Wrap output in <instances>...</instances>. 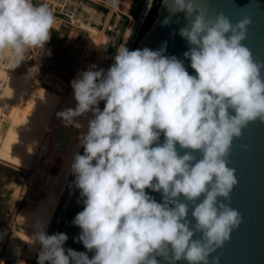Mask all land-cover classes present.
I'll use <instances>...</instances> for the list:
<instances>
[{
    "label": "clouds",
    "instance_id": "1",
    "mask_svg": "<svg viewBox=\"0 0 264 264\" xmlns=\"http://www.w3.org/2000/svg\"><path fill=\"white\" fill-rule=\"evenodd\" d=\"M165 2L185 14L178 34L195 75L165 55L166 44L120 45L107 71L91 65L71 81L76 106L56 115L77 129V118L92 117L79 137L83 155L70 164L83 198L73 224L87 251L66 250V234L38 226L28 238L40 246L37 264H219L213 254L242 222L230 207L229 156L251 122L264 124V61L243 43L251 20L206 17L195 0ZM56 22L48 3L0 0V60L18 67L29 49L44 48Z\"/></svg>",
    "mask_w": 264,
    "mask_h": 264
},
{
    "label": "rangeland",
    "instance_id": "2",
    "mask_svg": "<svg viewBox=\"0 0 264 264\" xmlns=\"http://www.w3.org/2000/svg\"><path fill=\"white\" fill-rule=\"evenodd\" d=\"M91 1L92 0H87L85 2L92 4ZM131 1L132 0L128 1V6L131 4ZM118 6L119 1L114 9L109 6L106 7L115 12ZM57 12L61 13L60 17L61 19L63 18L62 20L69 23L76 22L77 24H85L89 28H92V26L90 27L87 25L89 23L98 27L97 30H93L94 32L96 31L94 36V39H96L91 43L93 45L97 42L100 32L99 24H93L92 21H86V19L78 15H67L60 11ZM127 12L122 14L126 15ZM129 20L133 21V18H129ZM125 22L126 20H123L120 24L117 36L114 37L111 52L118 45L121 37L120 35L125 29ZM59 26L62 27L59 29L60 32H65L66 29H68V31L72 29V32L79 31L78 28H76L79 25H75V27L74 25H65L61 23ZM132 26H134V24ZM132 29L133 27L128 32L127 37L124 38L125 47ZM89 37L88 34L84 33V41L79 40V42H76L77 48H80L81 51H85L87 55L82 56V54L78 52V49H76V52H78V56H76L77 61L68 66L69 70H65L66 65L62 64L61 60L62 58H66L67 62L72 61L65 56L64 52L70 47L69 40L75 39L68 37L69 39L66 38V42H64L58 33L54 32V35L52 36L51 34L50 38L60 43L58 45V50L54 48L53 42L49 40L47 45H44L46 53L43 55V59L40 58V53L43 54L42 50L35 52L36 54L33 60L35 67L34 73L32 74L33 84L30 81V89H22L23 95H20L23 97L22 100L18 98L17 93L10 95V92L4 91V95H0V108H5L6 106L4 113H0V124L5 127L2 134H0V152L29 165L30 168L26 171L20 169L15 170L14 167L16 166L19 168L20 165H13L7 161L0 160V236L4 235L3 230H5V228L8 234H11V231H13V241L9 242L7 250L10 257L14 256L16 259L15 262L13 261L14 264H21L20 260L25 255L29 246L28 242H24L25 244L22 246V244L18 243V239L20 238L22 241H27L26 235L31 236L35 234L38 226H43V230L45 231L50 218H52V214H54L55 211H59L58 209L65 201L68 192L67 188L70 186V183L75 180V176L70 175V177H68L69 183L67 182L64 188L54 184L49 178L44 176H39L36 179L27 178L32 171V166L56 175L71 171L70 164L73 155L77 152L80 153V150L83 148L80 146L79 137L82 133H86L87 122L92 118L91 113L77 118L76 122L78 123L82 120L81 124L83 127L80 129H76L73 126L65 127L62 120L58 119L56 114L67 108H75L76 102L73 98V94H70L68 97L69 99L65 102L61 100V95L67 94V89L71 85V81L77 78L79 73L87 70L91 65H95L96 70L103 68L105 71L110 67V65L101 61L108 59L109 62L112 53L108 58L104 53L101 55V58V56L96 55L91 50L85 49V44L89 40ZM53 49L58 52V55L53 52ZM94 56L100 57V61L94 58ZM6 60L7 59L0 60V75L10 76L7 71L9 68L5 69L6 67H3L9 66V61ZM77 64L78 67L73 75ZM49 65L56 73L50 71L52 68ZM83 67L85 70H82ZM58 73H61V76L57 75ZM7 79L8 77H5L4 80ZM23 79L24 75H22L20 81L17 83L18 86L22 84L24 81ZM17 85L15 87H18ZM99 107L103 110L104 102H100ZM8 165H11L12 170H10ZM37 165L40 166L38 167ZM13 181L16 182L17 186H24L28 191L27 199L24 203L23 199L17 197L16 203H18V199L20 202L19 205L23 203L21 207L18 208L16 217L19 219L17 220H15V211L19 205L14 206L12 210L5 206L10 200V189L7 186L9 182ZM19 234L21 237H19ZM6 242H8L7 239L3 243L1 252H4ZM34 251L35 246L32 248L30 254H33Z\"/></svg>",
    "mask_w": 264,
    "mask_h": 264
},
{
    "label": "water",
    "instance_id": "3",
    "mask_svg": "<svg viewBox=\"0 0 264 264\" xmlns=\"http://www.w3.org/2000/svg\"><path fill=\"white\" fill-rule=\"evenodd\" d=\"M206 17L223 13L235 24L243 18L251 20L247 39L243 42L253 56L264 61V0H195ZM187 21L183 12L172 14L165 0H161L151 26L137 41L133 50L145 47L158 50L166 44L165 55L183 60L189 73L190 61L184 60L187 41L179 36V30ZM161 142L163 135H161ZM229 167L235 170L237 184L230 193V207L241 214L242 222L230 234V239L213 255L220 257L219 264H264V124L251 122L239 139H234L229 156ZM148 191V190H146ZM158 202L160 193H148ZM83 211V198L74 184L68 191L61 210V222L57 233L66 234L63 245L67 249L86 252L78 241L80 229L73 224L75 216ZM93 252H87L89 258ZM159 259V258H158ZM161 264H164L161 261ZM186 264V262H178Z\"/></svg>",
    "mask_w": 264,
    "mask_h": 264
},
{
    "label": "bare ground",
    "instance_id": "4",
    "mask_svg": "<svg viewBox=\"0 0 264 264\" xmlns=\"http://www.w3.org/2000/svg\"><path fill=\"white\" fill-rule=\"evenodd\" d=\"M48 1H52V0H45V2H48ZM54 2H57V3L60 2L59 4L54 5V8H56L57 11L63 12L67 15H78V16L86 19V21H92L93 24L94 23L99 24L100 32H99V38L97 39V42L92 45L90 40H88L85 44V49L91 50L93 53H95L98 56H101L102 54L105 53L107 58L112 53V56L110 58V62H114V56L116 54V49H118L120 45H124V38L127 37L128 32L133 27L132 26L133 24L125 22L126 23V25L124 27L125 29L122 32V34L120 35L121 37L119 39L118 45L111 52L114 37L117 36L120 24L123 21L122 19H118L116 17H112V16H109L107 14L101 13L98 11V9L91 7L85 3H82L78 0H54ZM62 19H61L62 22H67V21H64ZM133 21H134V19H133ZM67 23H69V22H67ZM70 24H73V23H70ZM59 29H61V28H56L54 26L53 32H57L58 35L60 36V38H62V40L64 42H66V38L69 39L68 37L74 38L76 40V42L77 41L79 42V40L84 38L82 35H79V34L72 32V30H70V31L65 30V32H60ZM89 31L91 33L92 29H90ZM78 47H79V45H78ZM101 58H102V56H101ZM105 60L108 61V59H105ZM80 123H82V120L80 121ZM82 151H83V148L80 150L79 154H81ZM0 153H1L0 154V160L7 161L13 165L24 166V167L28 168V170L30 169L29 165H26L23 162L15 159V158H12L8 155L6 156L2 152H0ZM31 173L34 175L47 177L54 184L60 185L61 187H64V188L68 182V177H70V175H72L71 171L64 172L61 175H56L54 173L45 171L43 169L35 168L33 166H32ZM73 184H74V180L72 181V183H70V186L67 188V191H69L70 188H72ZM15 260L16 259L14 258V256L10 257V255H9V263L8 264H14Z\"/></svg>",
    "mask_w": 264,
    "mask_h": 264
},
{
    "label": "crops",
    "instance_id": "5",
    "mask_svg": "<svg viewBox=\"0 0 264 264\" xmlns=\"http://www.w3.org/2000/svg\"><path fill=\"white\" fill-rule=\"evenodd\" d=\"M101 3H106L107 4V1L106 0H99ZM34 2L35 3H37V4H40V3H48L49 5H50V7L53 9V11H54V14H55V16H56V18H57V22H56V24L54 25L56 28H62L61 26H59V24H61V23H65V25H79V26H77L76 28H78V30L79 31H73L74 33H76V34H79V35H82L83 37H84V33H86V34H88L90 37H89V40H90V42H92V41H94L95 39H94V36H95V33H96V31L94 32L93 30H92V32L90 33V29L91 28H89L88 26H86L85 24H83V25H81V24H77L76 22H73L74 24H70V23H67V22H62L61 21V17H60V13H58L57 12V9L56 8H54V5H56V4H59V3H57V2H54V0H52V1H48V2H45V0H34ZM92 2H95L94 0H92ZM132 2H133V0L131 1V4H132ZM101 3H97V5L98 4H101ZM131 4L128 6V9H127V14L125 15V14H122V12H118L119 14H121V15H123V16H125V17H127V18H132L130 15H129V9H130V6H131ZM99 7V6H98ZM111 11H112V9H111ZM113 12V11H112ZM117 11H115L114 13H116ZM85 25V26H84ZM87 25H89V24H87ZM90 27H91V25H89ZM82 28V29H81ZM66 30H68V29H66ZM70 30H72V29H69V31ZM93 33V34H92ZM81 40H83L84 41V38H82ZM75 42H76V40H74ZM81 44H82V42H81ZM79 45H80V43H79ZM45 48H43L42 49V51H43V54L42 53H40V58L41 59H43V55L46 53V49L44 50ZM76 49H77V47L76 48H74V49H72V48H70V49H64L65 50V56L67 57V58H69V60H72V61H69V63L70 64H72V63H74L75 61H77L76 60V56H78V52H80L81 50H80V48H78L79 50H78V52H76ZM58 50V49H57ZM35 52H38V50H33V49H29L28 50V55H29V59H26L25 61H22L21 63H20V65L18 66V67H15V68H11V63H10V58H7V60L6 61H9V66H3V67H6L5 69H8L7 71H8V73H9V75L10 76H8V75H0V95H4L3 93H5L4 91H8V92H10L11 94L10 95H13V94H15V93H17V95H18V98L20 99V100H22V98L23 97H21L20 95L23 93V91H22V89H30V85H29V82L31 81V83H32V79H33V73H34V67H35V63L33 62V60H34V56H35ZM53 52L54 53H56L57 55H58V52H56V50H54L53 49ZM47 55V54H46ZM59 56H60V54H59ZM70 57H72V58H70ZM46 58H47V56H46ZM37 59V58H36ZM64 59H66V58H62V60H64ZM78 63V62H77ZM70 64H68L67 65V67H65V70H69V65ZM50 66V65H49ZM51 67V66H50ZM77 67H78V64L76 65V67H75V70H74V72H73V75H74V73H75V71H76V69H77ZM52 68V67H51ZM68 68V69H67ZM53 70V68L50 70V71H52ZM82 70H85V68L83 67L82 68ZM88 70V69H87ZM6 71V72H7ZM86 71V70H85ZM22 75H24V81L22 82V84L20 85V86H18L17 85V83L20 81V79H21V77H22ZM72 75V76H73ZM5 77H8V79L7 80H4L5 79ZM70 78H72V77H70ZM70 80V79H69ZM33 84V83H32ZM18 86V87H15V86ZM29 85V86H28ZM27 87H29V88H27ZM13 88V89H12ZM70 94H73V90H72V88H71V85L68 87V89H67V94H63V95H61V100H63L64 102L65 101H67V99H69L68 97H69V95ZM23 95V94H22ZM41 103V102H40ZM0 134H2V133H0ZM13 166V165H12ZM15 183V185H16V182H14ZM18 186H21V185H18ZM20 204V202L18 201V205ZM17 205V206H18ZM20 206V205H19ZM18 206V207H19ZM9 231H10V228H9ZM20 231V230H19ZM21 232V231H20ZM13 235H14V233H13V231H11V234H8V232H7V236H6V239H7V241L8 242H6L5 243V245H6V247H5V249H4V252H1V254H2V256H3V258H2V262H3V264H8V262H9V252H8V250H7V245L9 244V242H11V241H13L12 240V238H13ZM34 235V234H33ZM33 235H26V237H27V239H28V237H32ZM19 237H21L20 236V234H19ZM25 237V238H26ZM25 238H24V240H25ZM19 240V244H22V246H24V242H29L28 240L27 241H22L20 238L18 239ZM17 240V241H18ZM28 245L30 246H28V249L26 250V253H25V255L21 258V264H31V262L33 261V259H34V257H35V255H36V253H37V250H38V244H30V243H28ZM35 246V251L33 252V254H30V252H32V248ZM31 261V262H30Z\"/></svg>",
    "mask_w": 264,
    "mask_h": 264
},
{
    "label": "trees",
    "instance_id": "6",
    "mask_svg": "<svg viewBox=\"0 0 264 264\" xmlns=\"http://www.w3.org/2000/svg\"><path fill=\"white\" fill-rule=\"evenodd\" d=\"M78 1H80L82 3H85V4H87V5L91 6V7H94L96 9H98V11L101 12V13L107 14V15L112 16V17H116L118 19L126 20V22H128V23L134 24L133 21H130L129 20V18H127V17H125V16H123V15H121V14L118 13V12H122V13H126L127 12V9H128V1L129 0L128 1L127 0H119V6L116 9V11H117L116 13L112 12L111 9L107 8L108 5L106 3H101L99 0H95V2H92L91 1L92 4L85 2L87 0H78ZM88 1H90V0H88ZM160 2H161V0H155L153 2L148 16L145 18V20L141 24L140 32H139V36H138L137 41L141 38V36L143 35V33L151 26V24H152L155 16L157 15L158 7H159ZM97 3H101V4H98L97 5ZM143 3H144V0H133L132 4L130 6V9H129V15L132 18H136V17L139 16V13L141 11V8H142ZM60 15H61V13H60ZM89 25L92 26V28H91L92 30L93 29L94 30H97L98 29V27H96V26H94L92 24H89ZM51 34L53 36L54 35V32L52 31ZM50 41L53 42L54 48L55 49H58V45L60 43L57 42L56 40L52 39V38H50ZM60 42H62V41H60ZM46 45H47V43L45 44V46ZM80 53L82 54V56H86L87 55V53L85 51H80ZM94 58H96L98 61H100V57L94 56ZM101 62H104V63H106L107 65H110V66L113 63V62L110 63V61L108 62L106 60H102ZM62 64L66 65V67H67V64L68 63H66V64L65 63H62ZM51 72L56 73V71L54 69ZM57 75H60L61 76V73H58ZM4 129H5L4 125L0 124V133H2V131ZM37 166L39 167L40 165H37ZM8 167H10V170H12L11 165H8ZM14 168H15V170H17V169H20V170H23V171L28 170V168H26L24 166H19V168H17L15 166ZM37 177H39V176L30 173L29 174V177L27 179H36ZM7 187L10 189V200H9V203L7 205H5V206L8 207L10 210H12V208L14 206L18 205V203H16L17 197H19V199H23V203L25 202V200L27 199L28 191H27V189L24 188V186H17V185H15L14 181L13 182H9ZM19 199H18V201H19ZM21 205L19 207H21ZM19 207H17V209L15 211V220L19 219L18 217H16L17 216V211H18V208ZM59 226L56 227V228H54L52 230V232H51L52 235L57 233V230H58Z\"/></svg>",
    "mask_w": 264,
    "mask_h": 264
},
{
    "label": "built area",
    "instance_id": "7",
    "mask_svg": "<svg viewBox=\"0 0 264 264\" xmlns=\"http://www.w3.org/2000/svg\"><path fill=\"white\" fill-rule=\"evenodd\" d=\"M106 1H107V5L110 8L114 9V8H116V5H117L119 0H106ZM154 1L155 0H144V3L142 5L139 16L136 17V19L133 18L134 19V26H133V29H132V31H131L128 39H127V44H126V47L129 50H133L134 46L136 45L137 39L139 36V32H140L141 24L143 23L145 18L148 16L150 9H151V6H152ZM69 45L72 48L77 47L76 42H74V40H69ZM70 47H68V49H70ZM61 63L70 64L69 62H67L66 59L61 60ZM81 155H83V151H82ZM72 176H74V175L72 174ZM63 204H64V202L61 204V207L58 209L59 211H55L54 214H52V218H50L48 225L46 226V229H45V232L47 235H52L51 234L52 230L60 225L61 210H62ZM3 231H4V235L0 236V264H3V262H2L3 256L1 254V249H2L3 243L6 240V236H7L6 228ZM39 251H40V246H38V250H37V253L34 257V260L32 261V264H37Z\"/></svg>",
    "mask_w": 264,
    "mask_h": 264
}]
</instances>
